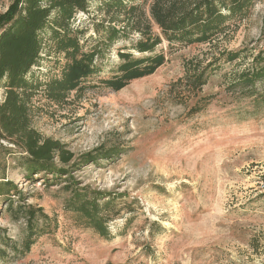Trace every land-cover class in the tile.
I'll use <instances>...</instances> for the list:
<instances>
[{"label":"rangeland","instance_id":"1","mask_svg":"<svg viewBox=\"0 0 264 264\" xmlns=\"http://www.w3.org/2000/svg\"><path fill=\"white\" fill-rule=\"evenodd\" d=\"M11 2L0 0V13ZM97 3L77 14L90 44L99 37L94 23L109 18ZM139 37L129 30L107 50L87 80L98 88L73 92L63 105L35 99L33 126L74 154L61 165L66 174L29 178L27 153L0 139V182L23 193L14 207L26 202L50 217L30 251L9 250L0 264H264V84L252 95L235 84L264 54V0L212 43L171 46L163 38L156 52L166 62L153 74L118 91L99 84L117 70L119 49L146 55L130 49ZM225 50L243 52L219 60L198 96L208 98L204 108L192 113L198 98L180 82L185 61L206 64ZM0 226L20 247L26 220L15 219L3 195Z\"/></svg>","mask_w":264,"mask_h":264},{"label":"trees","instance_id":"2","mask_svg":"<svg viewBox=\"0 0 264 264\" xmlns=\"http://www.w3.org/2000/svg\"><path fill=\"white\" fill-rule=\"evenodd\" d=\"M109 14L107 20L94 23L99 37L90 44L86 37L88 25H77V14L89 12L93 2ZM257 0H12L7 10L0 13V85L4 98L0 103V139H7L26 153L25 172L30 176L46 172L66 174L61 165H67L74 154L65 143L44 136L32 124V116L43 98L54 105H63L75 92L81 97L95 87L87 80L101 69L99 61L109 48L127 36L129 30L140 33L130 49L118 50L120 63L114 75L100 79L103 87L118 91L131 81L153 74L166 62L163 52L156 48L165 38L171 46H189L212 43L232 24L247 18ZM90 19V17H89ZM91 20L95 21V18ZM107 23V24H106ZM123 24L121 28L117 24ZM154 26L160 33L154 31ZM125 48V47H124ZM242 50H225L222 57L203 64L197 59L184 63L185 81L189 93L198 98L203 86L220 65L237 60ZM257 83L264 84V54L254 58L251 68L241 72L235 84L256 92ZM98 86V85H97ZM247 94V93H246ZM207 97H199L191 112H200ZM107 156H110L107 154ZM100 154L87 159L96 160ZM0 195L6 196L10 211L16 220L22 216L26 229L22 244H12L7 229L0 226V255H24L36 239L47 232L50 217L42 210L15 195H23L12 181L0 182ZM43 222V225L40 224ZM10 250V253H9Z\"/></svg>","mask_w":264,"mask_h":264}]
</instances>
